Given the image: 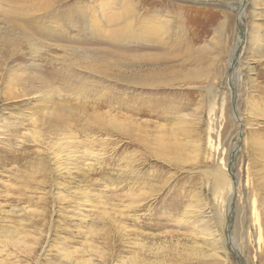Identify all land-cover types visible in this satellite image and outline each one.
<instances>
[{
  "label": "rangeland",
  "instance_id": "obj_1",
  "mask_svg": "<svg viewBox=\"0 0 264 264\" xmlns=\"http://www.w3.org/2000/svg\"><path fill=\"white\" fill-rule=\"evenodd\" d=\"M107 1L34 0L36 11L10 15L29 36L0 31V237L24 234L17 264L44 249L41 264L58 262L62 247L100 264H264V53L252 47L264 14L243 0L234 78L239 0H128L134 26L165 35L124 27L116 46L93 37ZM59 16L76 37L47 34ZM109 47L111 62L96 60ZM149 54L162 59H139ZM218 166L236 180L230 206L205 173Z\"/></svg>",
  "mask_w": 264,
  "mask_h": 264
},
{
  "label": "bare ground",
  "instance_id": "obj_2",
  "mask_svg": "<svg viewBox=\"0 0 264 264\" xmlns=\"http://www.w3.org/2000/svg\"><path fill=\"white\" fill-rule=\"evenodd\" d=\"M2 1L10 3V5H7V8H8L7 10L4 9ZM40 1H42V0H40ZM239 1H240V6L236 7L235 10L233 9L234 14H236L238 17L236 36H235V41H234V46H233L234 48H232V50L230 51V55L227 57L228 58L227 68L229 70H231V73H232L231 76H234V78L238 77V75H237L238 74V68L236 67L235 62L237 59L239 60L240 48H241L242 42L244 41L243 40V38H244V29H243V23H244V19H243V12L244 11L243 10H244V8H243V5L244 4H243V0H239ZM19 2H22V1H19V0H1L0 1V31L4 30L6 32L5 35H7V36H23L24 37L25 35H28V36L30 35L28 33V30L25 28V23H24L25 21L20 20V24H18L10 17V15L16 17L20 13L25 12V14H27L30 11H32V12L36 11L37 7L34 5V0H31V3L27 6H24V7L22 6V7L17 8L16 6L15 7L13 6V4H17ZM25 4H27V2ZM253 4L255 6V11H256L255 16H260V14H264V0H253ZM120 10H122V11L119 12ZM97 11H98L97 13L100 17V21L102 22V24L105 27L99 25L98 23H95L93 26V37L94 38L100 37V33H104L103 36L113 38V42L115 43V46L117 45L116 38H121L123 36V31H124L123 28L124 27L126 28V32H127V27L130 28L131 33H132L131 34L132 38H139L142 36L143 38H147V39L151 38L152 39V37H150V36H154V38L156 37V39H158V38L161 39V37H164V35H165L164 34L165 28L163 29V26H162L163 24H161V26L153 29V26H145L146 23L148 24V21L146 20V21L141 22L140 26H138V27L134 26V20H135V18H137L136 17L137 12H136L135 6L132 5L128 0H125V2L120 3L119 5L117 2H115V0L107 1L105 3L99 4L97 7ZM50 20L51 19H49V22H50ZM51 22H53V21L51 20ZM159 25H160V23H159ZM74 26H76L74 20L70 19L69 17L59 16V17L54 18V22L51 23L50 25L48 23V28H47L48 31L47 30L46 31H47V34H54L56 36H60V37L67 39L68 37H76L77 36V34L74 33L72 29H70L71 27H74ZM105 37H103V39H106ZM252 47L255 51L262 52V55H263V53H264V41H263V38H262L260 32L255 33L254 38H253ZM105 49L106 50H102L100 52L102 54L99 55L96 58V60L98 59L101 61L102 60L106 61L104 63H107L108 61L112 60V58L110 56V55H113L112 50H116L117 48L109 47V48H105ZM116 54L118 55V53H116ZM103 55H106L109 58L104 57ZM160 56H162V55H159L157 57V56H153V55L149 54L147 56H141V57H139V59L143 60V61H150V62L154 63L155 61L156 62L160 61V58H161ZM90 57L92 59V56H90ZM120 57H122V56H120ZM250 62H252V61H250ZM80 92H79V94H80ZM232 96H233V98H235V96H237V95L233 92ZM263 101H264V99H263ZM233 102L234 103H232V107H233V110L235 112V110H236V106L234 108L235 101L233 100ZM260 105H261V103H260ZM262 108L263 107L257 108V109H259L257 111H258V113H260V115H264V109L261 112ZM31 120H33V117H31ZM70 139H71V137L67 138L68 143H70L69 142ZM80 143H82V141ZM62 146H66V145L62 144ZM239 149H240V142H238L237 146L235 147V149L233 151L237 150L239 152ZM255 150H256V153L258 154L259 158L262 159L264 156V140H258L255 142ZM221 163H222V161H221ZM229 172H230V168H227L226 166H218L213 171H210V170L205 171L207 177H209V179L212 183L214 193L216 195H220V196L226 195L228 197V203H229L228 205L230 206V203L232 202V200L234 201L235 196H236V180L234 179V181H235V185H234L233 181L230 178ZM233 178H234V175H233ZM252 214H253V217L255 219L254 220L255 223L259 222V217H260L259 216V208L256 205H252ZM93 232H94L93 230L90 231V233H93ZM216 233H217V230H216ZM23 235H15L13 233V231H7L5 236L0 237V247H1L0 253H2V256L5 257V258L0 257V264H17V262H19V256H21V253L23 252L22 251V249H23L22 247L24 246L23 243H25L24 242L25 238ZM207 235H209V234H207ZM258 236H259V238H258V240H259L260 239V228H259ZM208 237H213V236L210 235ZM212 244L219 245L220 243H219V241L214 240L212 242ZM69 250L70 249L62 247L60 249V253H61V255H63L62 256L63 258L58 262L52 261V262H49L48 264H100V262H94V261H92V262L82 261V260L74 261L72 259L73 254L76 253L77 250L73 251V252L69 251ZM82 251L89 253V258H93L92 253L99 251V249L89 248L87 250H82ZM44 254H45V249H44L43 253H41V255L39 254V256H37L38 259L36 260L35 264H41L40 258ZM17 258H18V260L15 261L14 259H17ZM9 259H11V260H9Z\"/></svg>",
  "mask_w": 264,
  "mask_h": 264
},
{
  "label": "water",
  "instance_id": "obj_3",
  "mask_svg": "<svg viewBox=\"0 0 264 264\" xmlns=\"http://www.w3.org/2000/svg\"><path fill=\"white\" fill-rule=\"evenodd\" d=\"M234 103V102H233ZM234 108H235V105H234ZM237 153H238V151L237 150H235V151H233V155H232V159H231V167L233 168L234 167V164H235V161H236V156H237ZM234 252V251H233ZM235 254H236V256H237V259H238V254H237V251H235L234 252Z\"/></svg>",
  "mask_w": 264,
  "mask_h": 264
}]
</instances>
